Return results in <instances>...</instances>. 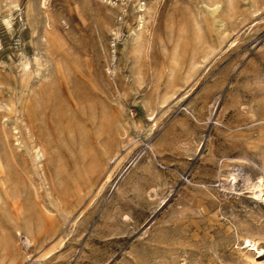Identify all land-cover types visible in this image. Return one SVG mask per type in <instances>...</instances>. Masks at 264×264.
I'll return each mask as SVG.
<instances>
[{
    "label": "rangeland",
    "instance_id": "1",
    "mask_svg": "<svg viewBox=\"0 0 264 264\" xmlns=\"http://www.w3.org/2000/svg\"><path fill=\"white\" fill-rule=\"evenodd\" d=\"M140 1L0 0L3 111L23 118L21 96L41 91L23 84L59 60L84 90L60 127L46 114L54 163L39 176L22 161L29 242L9 219L19 205H0V264H264V0H237L219 31L208 0H144L138 29Z\"/></svg>",
    "mask_w": 264,
    "mask_h": 264
},
{
    "label": "bare ground",
    "instance_id": "2",
    "mask_svg": "<svg viewBox=\"0 0 264 264\" xmlns=\"http://www.w3.org/2000/svg\"><path fill=\"white\" fill-rule=\"evenodd\" d=\"M204 1H206V0H203L202 3H205ZM255 1L256 0H252L253 5L256 4V3H254ZM260 1H262V0H260ZM208 2L210 4L209 6L211 7V10L209 11L211 19L213 22L217 23V30L218 31L222 30L225 26V19L227 17H230L234 13V9L236 7L237 0H208ZM253 5H252V7H253ZM249 7H250V5H249ZM137 9H138L139 14L137 16L136 25H137V28L140 29L142 27L143 21H144V15H143V12L145 10V1L144 0H141L137 4ZM32 10L34 11V9H32ZM253 11H254V9H253ZM48 20H50V19H48ZM5 23L7 25L9 24L8 19H5ZM49 25H50V22L45 20V28L46 29H49ZM40 28H41V26H40ZM40 31H41V29H40ZM39 34H37V35H39ZM193 35H194L195 42L198 44L201 41L202 37L200 34V26L197 23H195V25L193 27ZM44 39L46 41V49L49 53L51 51L52 43H53V38H52V35L50 34L49 30H46L45 35H44ZM206 45H205V47H206ZM201 47H203V46H201ZM205 47L203 49H205ZM39 53H41V52H39ZM41 54H44V53H41ZM176 54H177V52L175 49L174 53L170 59L171 65L169 68H167V71H166L165 77H164V84L166 87L171 86L174 82V66L178 62ZM27 58H28V56H27ZM41 60H42V64H43V62H44L43 57ZM194 63H195V60H194ZM46 64H48V62ZM20 66H24V65L22 64ZM46 67H47V65H46ZM196 67H197V65H196ZM23 68L24 67H22V69ZM34 69H36V68H34ZM25 71H28V68H26ZM21 72H23V71H21ZM77 72H78V69L74 66V64H72L71 62H69V63L68 62L67 63L60 62V60H59V61H56L55 63H52V66L50 67V69L47 67L46 70L39 71L37 73V76H36L37 78L35 81L30 82V80H27L23 85L30 84V85L40 86L41 91L35 94L33 91L29 90L30 91L29 93H25L24 95L21 96V98H20L21 99V101H20L21 107L24 110V117L23 118H20V117L12 118V117L8 116V113L6 111H3V110L10 108V104L7 103L6 107L2 106L3 103H1L2 105L0 104V168L4 169L5 172L7 173L5 178H3V180L0 182V205H2L7 199L10 200L13 204L19 205V208L17 210V214L15 216H13L12 219L11 218H9V219H10V221L13 220L12 225H13L14 234L22 235L23 236L22 238H24V240L26 242H29V233H28L29 231H28L27 224H29V221H31V214H30L31 212L30 211L33 208L32 207L33 204H31L32 201H31V197H30L31 188L29 187V185L27 183L29 181V184H31V181H30L29 177L25 178L24 175L20 174V171H23L22 167H21L22 161L24 160V156L28 154L30 156L31 164L35 168L34 170H36V171H38V173H40L39 176L42 175L41 172L47 163H50V164L54 163L55 148H54L53 141L50 137V134L48 133V131L45 128L46 116H47L46 114L50 113V118H52V121L54 122V124L58 125V127H60L62 125L63 119L69 115L68 114L69 113L68 112V110H69L68 106L78 102V99H80L84 94L83 93L84 92L83 83H82L81 79H79L76 76ZM33 76H34V74H33ZM69 86H72L73 89H75V91L72 89L68 90ZM57 87L64 88V90L66 89L64 96L61 95L60 92L57 91ZM2 89H3V83L0 81V91ZM79 122H80V120H79ZM38 127H39V129H38ZM98 132L100 133V131H98ZM81 143H82V141H81ZM260 166L264 172V157H262L260 159ZM53 171L55 173V169ZM230 176H233V179L235 180L233 182H240L241 183L240 185H239V183H237V184L233 183V185L237 186V188L235 186H233L232 187L233 190L238 189V190L242 191L243 189H247L249 187L248 186L250 184L249 178L245 174L240 172L239 170L236 169V171H235L234 169H232ZM108 178H109V174L105 177V179L108 180ZM251 179H252V177H251ZM43 181L45 183V180H43ZM259 183H261V182H259ZM50 186H51V184H50ZM251 186L252 187L250 189L251 190L250 192H251L252 196L258 198V192L260 191L259 186L255 183H253ZM46 188H47V186H46ZM48 191H49V189H48ZM261 200L264 201V197ZM3 210H4V208H3ZM10 210H12V209L10 208ZM37 210L43 211L44 215H46L45 212L47 209L45 208V206H43V208H41V209H39V207H38ZM6 211H8V210H6ZM9 211H8V214H9ZM3 220H4V218H3ZM22 221H25V222L21 223ZM263 229L264 228L262 227L261 232H264ZM1 230H2V228H1ZM6 231H7V229H6ZM31 235H32V233H31ZM10 240H11V238H10ZM14 242H12V243H14ZM250 262H251V264H256V262L254 260H251Z\"/></svg>",
    "mask_w": 264,
    "mask_h": 264
}]
</instances>
